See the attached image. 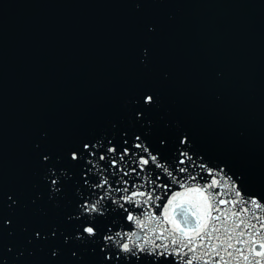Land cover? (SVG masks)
I'll return each mask as SVG.
<instances>
[{
    "label": "water",
    "instance_id": "obj_1",
    "mask_svg": "<svg viewBox=\"0 0 264 264\" xmlns=\"http://www.w3.org/2000/svg\"><path fill=\"white\" fill-rule=\"evenodd\" d=\"M149 154L159 167L140 165ZM164 168L217 181L227 224L246 207L259 229L264 209L245 201L264 204V0H0V264H159L119 250L168 241L128 221L116 189L182 191ZM104 179L111 188L95 187ZM101 196L102 215L83 211ZM167 199L125 207L160 216ZM85 226L95 239L77 238Z\"/></svg>",
    "mask_w": 264,
    "mask_h": 264
},
{
    "label": "snow or ice",
    "instance_id": "obj_2",
    "mask_svg": "<svg viewBox=\"0 0 264 264\" xmlns=\"http://www.w3.org/2000/svg\"><path fill=\"white\" fill-rule=\"evenodd\" d=\"M143 104L151 106L155 104L156 100L153 95H145L143 98ZM139 139V137H137ZM163 143V141H162ZM92 148L95 146L92 145ZM139 147V145H137ZM84 150H89V143H84L82 145ZM147 151V149H144ZM80 150H74L70 154V158L73 160H79L77 152ZM110 151L115 153L116 149L114 147L110 148ZM126 154V152H125ZM89 155H94L92 151H89ZM104 157L102 156L101 159ZM43 159L47 161L48 156H44ZM123 159V154L121 155ZM157 163V157L149 154L148 158H140V165L147 166L149 161ZM183 163V161H181ZM115 164V162H113ZM157 166L160 165L157 163ZM132 171H135L133 169ZM164 171L167 173V176L170 178L172 184H177L182 189V191H171V185L165 183L163 185L154 184L150 187L149 190L141 191L139 187L135 185L136 190L129 192L128 188H119L116 189L119 192L126 193L119 197L124 203H119V208L123 209L127 216L125 217L128 221H134L135 224L141 228L145 229L149 224H155L156 227L152 228L151 231L155 235L156 240L163 239L168 241V243L155 244V241H149L153 245L151 249L145 248H130L127 242H123L119 246V250L124 253H128L130 256H137L138 253L143 254L147 253L155 258L159 259V264H168V258L172 257L173 261L176 264H193L194 260L203 259L204 256H209L215 260V264H228V261L225 260V256L221 253L223 252L228 257L233 256L234 249L247 264H261V261L264 260V220H260V217H255V219L260 220L259 229H257L256 224L251 223V221L246 222L244 219H241V215L246 213L248 209L245 207L238 212H231L230 215L235 217L238 222H234L232 225H228L227 221L229 219V213L224 209L220 208V204L228 203L225 200H218L217 197L220 195L218 192L211 191L217 186V181L213 180L211 184L201 185L197 181L196 175L189 174L187 177H177L173 175L171 171H168L167 168H164ZM179 171L184 173L185 168H180ZM211 170H209L210 172ZM85 177H87V172H85ZM127 175V173H125ZM159 179V177H157ZM53 184L56 183L55 180L52 181ZM84 183L87 184L88 180L85 179ZM127 184V181H123ZM111 188L107 179H104L101 183L96 184L95 187L98 188ZM157 189H163L162 192H158ZM107 191V189H106ZM171 193V194H170ZM170 194V195H169ZM238 196L241 195L239 191L236 193ZM162 197H168L167 202L163 205V211L160 216H156L151 212H144L143 218L134 216L133 212L129 208L125 207V204H129L134 208L143 209L144 205H148L150 208L160 207V201ZM107 196L99 197L95 203H90L85 201L81 208L86 213L97 212L100 215L103 214V207L101 203ZM143 198V199H137ZM9 196V200H11ZM116 202V201H114ZM14 203V201H13ZM245 203H250L255 206L256 209H264V204L253 199L250 201H245ZM4 223H10L5 221ZM167 224L169 227H164ZM157 228L160 229L157 232ZM239 230V231H238ZM87 234L86 236L84 234ZM52 236H55V231L51 233ZM117 235H120L119 233ZM223 235V239H221ZM36 236L39 237L40 233L37 232ZM97 236V230L94 226H85L82 231L79 232L77 238L81 240L95 239ZM247 236V239L244 237ZM256 236H260L259 241L256 240ZM106 240H112L111 236L105 237ZM214 241H219L215 243ZM235 241V243H233ZM257 243L259 244V250H257ZM248 245L247 255L244 254L243 249L237 247L238 245ZM171 245V249L169 247ZM108 244L106 243L101 252H104V248H107ZM185 249L187 251H185ZM197 249H207L203 252L201 256H188V253H196ZM53 255H56V252H53ZM249 256L252 259H249ZM259 257V259H256ZM113 258L120 259L119 254L115 255H105L104 261L110 264ZM178 258V259H177ZM207 264V261L204 262Z\"/></svg>",
    "mask_w": 264,
    "mask_h": 264
}]
</instances>
